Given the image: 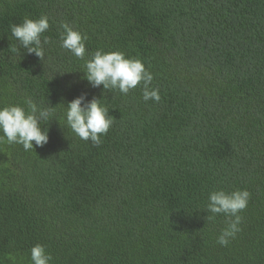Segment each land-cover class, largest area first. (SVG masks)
Returning <instances> with one entry per match:
<instances>
[{"label":"trees","instance_id":"obj_1","mask_svg":"<svg viewBox=\"0 0 264 264\" xmlns=\"http://www.w3.org/2000/svg\"><path fill=\"white\" fill-rule=\"evenodd\" d=\"M42 14L45 61L12 53L10 25ZM61 21L88 54L141 59L161 100L92 87ZM85 93L113 116L100 146L65 123ZM28 97L55 113L45 146L0 143V264H32L35 244L51 264H264V0H0V107ZM216 189L251 193L227 247L225 217L206 220Z\"/></svg>","mask_w":264,"mask_h":264},{"label":"clouds","instance_id":"obj_2","mask_svg":"<svg viewBox=\"0 0 264 264\" xmlns=\"http://www.w3.org/2000/svg\"><path fill=\"white\" fill-rule=\"evenodd\" d=\"M50 28L49 17L42 14L37 18L24 17L22 22L10 25L11 36L18 42V46L10 45L12 53H19L20 48L28 54H35L41 61L46 59L47 47L54 41L44 35ZM58 45L79 60H85V78L94 88L103 85L105 91H118L127 96L137 86H142V99L145 102L161 100L159 88L153 87L154 74L145 63L136 57H129L120 50L105 51L97 49L87 53L86 42L88 36L73 24L61 21L58 25ZM86 55L89 58L85 59ZM67 72V71H65ZM64 73V72H60ZM102 99H87L82 94L67 103L65 111L66 126L83 141H91L94 146L103 143L112 124L113 116L109 115V108ZM55 106H45L37 103L31 97L25 99L24 104H6L0 107V143L22 145L24 151L36 147H43L49 141L47 128L42 127L54 117ZM251 193L247 189L226 191L216 189L208 194V202L204 209L209 215L207 222L214 221L216 216L225 217V226L216 237L220 246L227 247L242 231L243 216L241 213L247 208ZM53 257L42 244H35L30 249L32 264H51Z\"/></svg>","mask_w":264,"mask_h":264}]
</instances>
